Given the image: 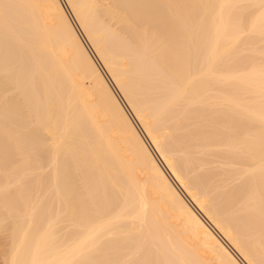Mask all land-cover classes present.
I'll list each match as a JSON object with an SVG mask.
<instances>
[{
    "label": "bare ground",
    "instance_id": "1",
    "mask_svg": "<svg viewBox=\"0 0 264 264\" xmlns=\"http://www.w3.org/2000/svg\"><path fill=\"white\" fill-rule=\"evenodd\" d=\"M0 259L264 264V0H0Z\"/></svg>",
    "mask_w": 264,
    "mask_h": 264
},
{
    "label": "rangeland",
    "instance_id": "2",
    "mask_svg": "<svg viewBox=\"0 0 264 264\" xmlns=\"http://www.w3.org/2000/svg\"><path fill=\"white\" fill-rule=\"evenodd\" d=\"M62 1H63V0H62ZM64 1H65V0H64ZM1 54H2V53H1ZM10 81H12V80L10 79ZM13 84H14L13 82L11 83V82H9V80L7 81V85H8L7 87L10 88L11 91H13V92H12L13 94L15 93L16 98L20 101V103H22L21 105L24 106V108H27V107H26V104H27L26 102H27V101H25L26 98H25V99L23 98L22 93H21V94L19 93L20 91L18 92V91L15 90L16 88H14V85H13ZM26 110H28V109H26ZM27 114H28V112H27ZM77 183H78V184H77L78 187H79L80 190L82 191V188H83V187H81L82 183L80 182V180L77 181ZM82 186H83V185H82ZM0 262H2L1 259H0Z\"/></svg>",
    "mask_w": 264,
    "mask_h": 264
}]
</instances>
